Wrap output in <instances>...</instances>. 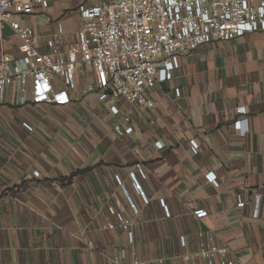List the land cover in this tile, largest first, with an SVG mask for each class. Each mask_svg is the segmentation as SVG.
Instances as JSON below:
<instances>
[{"label":"crops","instance_id":"0c3cea01","mask_svg":"<svg viewBox=\"0 0 264 264\" xmlns=\"http://www.w3.org/2000/svg\"><path fill=\"white\" fill-rule=\"evenodd\" d=\"M99 2L49 0L23 24L40 50L54 36L66 50L81 10ZM19 43L5 26L0 63L21 58ZM147 91L153 107L121 102L113 113L89 66L77 67L63 106L6 88L0 264H219L199 254L201 239L239 264H264V31L200 46L177 68H159Z\"/></svg>","mask_w":264,"mask_h":264},{"label":"built area","instance_id":"2783aa9c","mask_svg":"<svg viewBox=\"0 0 264 264\" xmlns=\"http://www.w3.org/2000/svg\"><path fill=\"white\" fill-rule=\"evenodd\" d=\"M48 3L49 0H0V37L8 26L19 39L21 52L19 60L5 57L0 63V100L6 88L16 83L19 92L23 96L30 93L35 104H69L77 67L89 66L95 72L99 98L111 104L113 113L119 112L121 102L153 107L154 100L147 90L159 68H177L183 56L206 43L264 31V0H100L81 10L75 41L66 50L59 48V37L54 36L46 42L49 50L42 51L35 29L23 24V20L35 11V6L46 7ZM176 94L180 96L179 88ZM131 131V126L125 129L126 133ZM191 144L198 146L195 140ZM132 178L136 190L146 198L139 178L135 174ZM259 201L257 195L255 215ZM237 204L244 205L240 195ZM162 205L169 215L164 201ZM118 216L127 228L123 216ZM129 235L132 238L131 232ZM227 253L226 246L200 241L202 257H217L219 264H239L227 259ZM116 264L121 261L118 259ZM132 264L153 263L134 260Z\"/></svg>","mask_w":264,"mask_h":264}]
</instances>
